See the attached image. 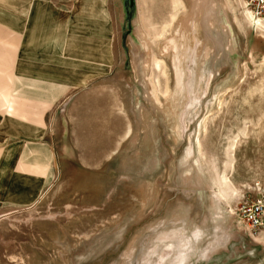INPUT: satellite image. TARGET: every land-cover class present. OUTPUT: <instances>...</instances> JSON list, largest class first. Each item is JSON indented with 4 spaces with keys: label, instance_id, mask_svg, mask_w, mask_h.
Here are the masks:
<instances>
[{
    "label": "rangeland",
    "instance_id": "rangeland-1",
    "mask_svg": "<svg viewBox=\"0 0 264 264\" xmlns=\"http://www.w3.org/2000/svg\"><path fill=\"white\" fill-rule=\"evenodd\" d=\"M121 1L96 0L112 31L106 78L50 107L0 94L27 137L0 148V264H264V231L239 217L264 190V39L222 0H135L125 16ZM0 34L5 65L14 39ZM131 87L146 131L125 105Z\"/></svg>",
    "mask_w": 264,
    "mask_h": 264
},
{
    "label": "crops",
    "instance_id": "crops-1",
    "mask_svg": "<svg viewBox=\"0 0 264 264\" xmlns=\"http://www.w3.org/2000/svg\"><path fill=\"white\" fill-rule=\"evenodd\" d=\"M0 30L14 39L0 64V94L9 101L50 107L106 78L113 63L112 31L98 16L96 0H0ZM6 105L0 96L3 150L27 138L21 121L4 112ZM28 131L31 138L34 129Z\"/></svg>",
    "mask_w": 264,
    "mask_h": 264
},
{
    "label": "bare ground",
    "instance_id": "bare-ground-1",
    "mask_svg": "<svg viewBox=\"0 0 264 264\" xmlns=\"http://www.w3.org/2000/svg\"><path fill=\"white\" fill-rule=\"evenodd\" d=\"M113 1V0H111ZM192 1V0H190ZM206 4V3H205ZM209 4V2H208ZM207 4V5H208ZM222 5L225 9V11H227V7L231 10H233L234 12H236L238 15L234 16V24L236 23L238 26H240V20H242L248 27H250L251 29H253L257 35V38L259 40L261 39H264V27L263 25L258 22V21H255L252 16L250 15V13L248 12V10L245 8L244 4H243V1L242 0H222ZM120 6H121V15L122 16H125L127 14V12L129 11L130 7H135V0H122L121 3H120ZM209 6V5H208ZM206 6V8L208 7ZM130 12V11H129ZM206 12V11H205ZM139 15V13H138ZM227 15V14H226ZM133 16V15H132ZM121 17V16H120ZM226 17V16H224ZM124 20V18L122 19ZM143 20V19H142ZM230 19L229 17L227 16L226 17V25L230 27ZM133 23H134V33H135V38L137 37L138 40L140 39H145L146 43L148 44V40L146 38V35L144 33V30L141 28V26L139 25L138 23V16L136 17V14H134V18H133ZM132 23V24H133ZM130 47L132 48L130 51H131V56H132V63H133V66H135L134 68H138V67H142V70L144 73H146V69L149 68L148 67V57H147V54H141V55H138L136 54V52H134L133 48L136 47V44L134 42V40L132 38H130ZM161 52V51H160ZM149 56V55H148ZM149 70V69H148ZM143 74V73H142ZM145 75V74H143ZM127 86V85H126ZM125 86V87H126ZM129 86V85H128ZM229 86V85H228ZM136 92L137 90L136 89H133L132 87L129 88V90L127 89V91H124V96L126 98V101L125 102V105L128 106V109H129V112L132 114L133 118H134V122H135V125L138 127L139 124H141V129H145V127H147V120H146V117L148 116H145V113L141 112V109L139 110V114L137 115L136 114V111H137V108L134 109L133 107V92ZM148 92V91H147ZM153 97V95H152ZM218 97V96H217ZM146 98V97H145ZM221 97H219L217 100H216V103H215V107L216 108H219L220 107V104H221ZM156 102V101H155ZM128 103V104H127ZM175 108V107H174ZM145 112V111H144ZM147 113V112H146ZM209 113V112H208ZM145 116V118H144ZM206 118V116H205ZM142 119V120H141ZM204 124V123H203ZM202 124V126H203ZM140 128V127H139ZM142 129V130H143ZM154 129V128H153ZM146 131V129H145ZM147 131H148V128H147ZM173 131V129H172ZM244 131H242L243 133ZM173 133V132H172ZM146 134V132H145ZM143 134V136L145 135ZM175 134V133H174ZM173 134V135H174ZM134 135V134H133ZM135 137V136H134ZM174 137V136H173ZM145 138L147 139V136H145ZM175 138V137H174ZM134 139V138H133ZM136 139V138H135ZM144 139V140H146ZM236 139L237 137H233L231 139V142H230V145H229V153L232 154L234 149H235V143H236ZM143 140V139H141ZM148 140V139H147ZM152 140V139H151ZM132 142V141H130ZM135 142V140H134ZM145 142V141H144ZM142 142V143H144ZM150 142V141H149ZM149 142H146V143H149ZM141 143V141H140ZM131 144V143H130ZM129 145V144H128ZM143 145V144H142ZM149 145V144H148ZM132 146V145H131ZM130 146V147H131ZM134 146V145H133ZM129 147V148H130ZM149 147V146H148ZM139 149V148H138ZM129 150V149H128ZM138 151V150H137ZM136 151V152H137ZM138 154V153H137ZM136 154V155H137ZM134 155V154H133ZM139 155V154H138ZM230 166H231V162H230ZM188 175V174H187ZM185 177V176H184ZM191 179V178H190ZM186 184H189L192 186L191 184V181L192 180H184ZM220 181H221V185H222V189L225 193V195H222L221 191H218V195L219 197L227 202V199H228V195H232L234 193H236L237 191V188L233 185V183L228 179L227 177V174H226V168L224 170L221 171V174H220ZM87 183V182H86ZM146 183V182H145ZM143 179L141 180L140 178L137 179V182H136V186L135 188L137 189V192H139V195H144V198H145V184ZM197 186H201L202 185V180L198 177L197 179ZM196 184H194V186H196ZM184 186V185H183ZM187 186V185H186ZM141 197V196H140ZM140 199V198H139ZM233 211V210H232ZM230 214L232 213L231 211H228ZM58 245V244H57Z\"/></svg>",
    "mask_w": 264,
    "mask_h": 264
},
{
    "label": "built area",
    "instance_id": "built-area-1",
    "mask_svg": "<svg viewBox=\"0 0 264 264\" xmlns=\"http://www.w3.org/2000/svg\"><path fill=\"white\" fill-rule=\"evenodd\" d=\"M255 21L264 27V0H242ZM242 223L252 232L264 231V190L253 199L245 197L239 207Z\"/></svg>",
    "mask_w": 264,
    "mask_h": 264
}]
</instances>
